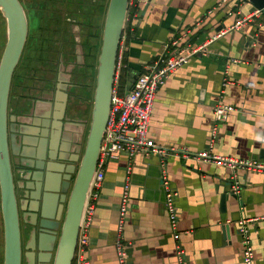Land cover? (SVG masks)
<instances>
[{"label":"crops","instance_id":"0c3cea01","mask_svg":"<svg viewBox=\"0 0 264 264\" xmlns=\"http://www.w3.org/2000/svg\"><path fill=\"white\" fill-rule=\"evenodd\" d=\"M143 1L138 16L126 20L120 43L126 89L128 73L143 72L172 36L189 28V40L203 42L256 9L249 0ZM209 48L210 54L195 56L175 70L156 93L148 133L168 154L132 159L122 228L120 207L130 160L121 154L105 163L95 210L82 232L88 238V264H120L119 238L126 264H245L239 221L254 218L248 223L254 264H264V169H232L196 158L209 146L214 107L221 103L235 111L218 125L212 152L264 166V13L225 32ZM164 178L177 193L176 230L164 207ZM0 219L4 254L1 190Z\"/></svg>","mask_w":264,"mask_h":264},{"label":"flooded vegetation","instance_id":"af4514ba","mask_svg":"<svg viewBox=\"0 0 264 264\" xmlns=\"http://www.w3.org/2000/svg\"><path fill=\"white\" fill-rule=\"evenodd\" d=\"M20 1L27 15L29 31L12 77L8 141L19 207L22 264H32L38 254L37 250H32L38 231L28 225L20 208L25 184L22 177L29 174L28 165L34 161L31 157L40 147V152L45 151L47 156L45 167L48 163L59 167L65 163L62 158L76 160L83 155L92 122L96 63L98 65L110 0H41L40 8L32 9ZM30 10L45 33L40 71L33 66V73L27 74L32 66L28 64L29 58H34L25 53L30 39ZM101 16L102 23L99 24L97 18ZM20 69L24 72L20 73ZM24 141L35 144L25 145ZM67 163L70 170L77 167L75 162Z\"/></svg>","mask_w":264,"mask_h":264},{"label":"water","instance_id":"95a60500","mask_svg":"<svg viewBox=\"0 0 264 264\" xmlns=\"http://www.w3.org/2000/svg\"><path fill=\"white\" fill-rule=\"evenodd\" d=\"M264 11V0H249ZM129 0H110L98 60L92 122L80 159L62 158L65 163L45 167V151L32 155L30 172L24 180L19 201L28 225L37 229L32 264H72L80 236L81 222L91 180L97 167L111 107L117 56L128 14ZM0 12L7 22V42L0 61V190L4 224V263L22 264V235L8 141V101L12 77L28 38V19L20 0H0ZM138 73H128V89ZM13 130V129H12ZM14 136L12 135V143ZM25 145L32 146L35 143ZM27 157V156H26ZM42 160V161H41ZM67 162H75L70 170ZM74 175V176H73ZM72 185H71V181ZM233 185H231V188ZM226 195L222 197L225 201ZM238 198L237 194H232ZM58 236V237H57Z\"/></svg>","mask_w":264,"mask_h":264},{"label":"built area","instance_id":"2783aa9c","mask_svg":"<svg viewBox=\"0 0 264 264\" xmlns=\"http://www.w3.org/2000/svg\"><path fill=\"white\" fill-rule=\"evenodd\" d=\"M142 3H144L143 0H129V8L132 7L139 10ZM137 13L138 11L132 18H136L138 16ZM263 13V9L256 8L250 14L238 19L229 28L220 30V32L203 42L198 43L193 39L189 40L191 34L189 28L185 29L181 34L172 36L164 45L162 52L138 75L130 89H126V81L125 83L122 81V70L125 68V65L123 62V53L119 48L108 121L101 144L97 167L90 183L81 222L79 241L72 264H88L84 255L88 246V238L82 232L89 224L91 216L94 213L96 201L99 197V189L104 179L105 163L108 160L118 158L121 154H126L130 160L125 191L120 207V227L122 228L124 217L128 211L132 159L138 154L156 153L160 156L168 154V149L156 144L148 133V126L153 115L154 101L158 89L166 83V80L175 70L188 63L193 57L210 54L209 45L215 39L221 37L227 31L239 29L246 22H250L253 19H261ZM127 19H130L128 14ZM230 62L235 63L237 60L232 59ZM227 83L228 79L225 78L223 86ZM234 111L235 107L233 105L220 103L214 107L215 123L212 127L209 146L205 150L198 152L196 158L208 160L219 165H226L232 169H236L238 166L247 167L248 169H264V166L254 160H236L212 152L211 147L218 136V125L227 120ZM182 151L186 152V150ZM163 188L165 192L164 207L169 213L173 229L176 230L178 222L177 193L172 189L170 181L166 178L163 179ZM257 219L239 221V232L243 243L242 258L245 264H254V249L248 223ZM179 236V233L176 232L174 238L178 239ZM116 246L119 263L126 264L127 252L120 238L117 240ZM177 248L180 261L183 262V258L181 257L183 251L178 246Z\"/></svg>","mask_w":264,"mask_h":264},{"label":"rangeland","instance_id":"374dc122","mask_svg":"<svg viewBox=\"0 0 264 264\" xmlns=\"http://www.w3.org/2000/svg\"><path fill=\"white\" fill-rule=\"evenodd\" d=\"M23 2H25L26 6L29 8H40V3L41 0H23ZM29 2H31L32 4H30L29 6ZM37 2V3H36ZM30 21H31V27H30V39L28 42V46H27V50L25 51V53L28 55L29 57L30 55L33 56L34 58L31 60L29 58V62L28 64L32 65L29 66L31 69L28 68V70L26 71L27 74L29 73H33L32 69L34 68L33 66H37L38 67V72L40 71V67H41V52L43 49V33L44 30L41 27V25L38 24L37 22V18L35 17V13L33 12V10H30ZM98 22L99 24L102 23V16L98 17ZM7 22L6 19L3 17V15L0 12V57H2L3 52H4V48L7 42V30L5 33V26ZM102 45V44H101ZM101 47V46H100ZM99 48V46H98ZM1 60V58H0ZM98 69V65L96 63V70ZM20 73L24 72V69H20L19 70ZM2 225H1V219H0V264H3V258H4V254H3V239H2Z\"/></svg>","mask_w":264,"mask_h":264},{"label":"trees","instance_id":"16d2710c","mask_svg":"<svg viewBox=\"0 0 264 264\" xmlns=\"http://www.w3.org/2000/svg\"><path fill=\"white\" fill-rule=\"evenodd\" d=\"M138 10L136 8H132L130 7L128 10V15L130 17V19L134 16V14L137 12ZM122 81L125 82L126 80L124 79L123 75H122Z\"/></svg>","mask_w":264,"mask_h":264}]
</instances>
